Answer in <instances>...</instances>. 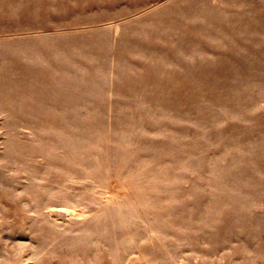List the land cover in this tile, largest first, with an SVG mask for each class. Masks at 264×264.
<instances>
[{
    "label": "rangeland",
    "instance_id": "374dc122",
    "mask_svg": "<svg viewBox=\"0 0 264 264\" xmlns=\"http://www.w3.org/2000/svg\"><path fill=\"white\" fill-rule=\"evenodd\" d=\"M0 264H264V0H0Z\"/></svg>",
    "mask_w": 264,
    "mask_h": 264
}]
</instances>
